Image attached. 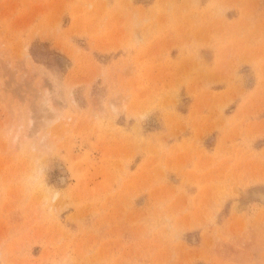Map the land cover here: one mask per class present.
Instances as JSON below:
<instances>
[{
  "label": "rangeland",
  "instance_id": "obj_1",
  "mask_svg": "<svg viewBox=\"0 0 264 264\" xmlns=\"http://www.w3.org/2000/svg\"><path fill=\"white\" fill-rule=\"evenodd\" d=\"M0 264H264V0H0Z\"/></svg>",
  "mask_w": 264,
  "mask_h": 264
},
{
  "label": "bare ground",
  "instance_id": "obj_2",
  "mask_svg": "<svg viewBox=\"0 0 264 264\" xmlns=\"http://www.w3.org/2000/svg\"><path fill=\"white\" fill-rule=\"evenodd\" d=\"M43 100V99H42ZM43 102V105H44V101H42ZM41 106V105H40ZM43 108H44V106H43ZM38 109H41V108H38ZM50 110V109H49ZM48 110V111H49ZM47 111V110H46ZM54 114V113H53ZM44 116V115H43ZM42 121V120H41ZM62 181H63V179H61Z\"/></svg>",
  "mask_w": 264,
  "mask_h": 264
}]
</instances>
